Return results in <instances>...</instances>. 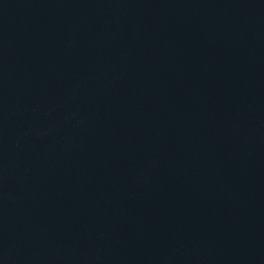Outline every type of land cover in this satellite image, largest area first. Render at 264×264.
<instances>
[{
  "label": "water",
  "instance_id": "1",
  "mask_svg": "<svg viewBox=\"0 0 264 264\" xmlns=\"http://www.w3.org/2000/svg\"><path fill=\"white\" fill-rule=\"evenodd\" d=\"M0 264H264V0H0Z\"/></svg>",
  "mask_w": 264,
  "mask_h": 264
}]
</instances>
